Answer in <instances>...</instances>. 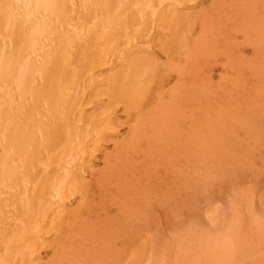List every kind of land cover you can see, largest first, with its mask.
I'll list each match as a JSON object with an SVG mask.
<instances>
[{"label":"bare ground","instance_id":"6f19581e","mask_svg":"<svg viewBox=\"0 0 264 264\" xmlns=\"http://www.w3.org/2000/svg\"><path fill=\"white\" fill-rule=\"evenodd\" d=\"M158 2L0 0V264H156L154 238L184 232L185 192L155 199L169 181L187 185L188 174L155 164L184 146L199 115L166 129L159 125L171 109L152 104L171 89L181 93V116L200 104L202 34L189 42L195 25L180 34ZM150 8L163 27L140 19ZM248 9L233 11L236 21ZM156 36L161 44L142 46ZM193 145L187 161L200 151ZM171 202L180 208L172 219Z\"/></svg>","mask_w":264,"mask_h":264},{"label":"rangeland","instance_id":"374dc122","mask_svg":"<svg viewBox=\"0 0 264 264\" xmlns=\"http://www.w3.org/2000/svg\"><path fill=\"white\" fill-rule=\"evenodd\" d=\"M167 1L171 5L166 10L163 6ZM179 1L163 3L159 0L155 11L163 10L169 20H177L182 29L180 34L195 25V33L189 37L191 43L202 34L197 42L203 59L197 83L199 100L196 102L200 104L192 102L187 111L193 114L187 112L186 116H181L178 106L181 93L176 97L171 89L172 97L154 101L152 108L155 112L171 109H168L170 115L159 125L166 129L180 123L189 126L197 115L199 124L189 129V135H184L181 141L184 146L174 145L159 160L156 157L158 169L170 164L174 168L178 166L189 178L185 177L188 180L185 186L172 180L167 188L164 186L156 192L155 200L161 201L169 197L173 200L183 190L189 215L183 233L172 236L169 231L167 235L154 238L156 264H264V8H260L264 0ZM220 5L224 8H217ZM243 6L251 9L240 14L236 21L238 15L235 17L232 12L244 11ZM159 12L152 15L150 8L143 10L139 17L147 16L156 29L164 25V15ZM201 21L212 25L201 29ZM143 32L135 33L142 37ZM185 39L181 35L179 40ZM162 41L161 36H156L148 38L142 46L159 45ZM141 48L135 54H140ZM157 60L165 62V58ZM109 72L104 70L99 77ZM172 81L175 84L176 79ZM124 135L125 132L118 139ZM196 140L200 151L187 161L184 150L194 151ZM109 150L110 147L106 149ZM197 174L201 178L196 186ZM161 190L164 195L159 198ZM165 208L171 219L175 217H172L175 209H180L177 202L168 203Z\"/></svg>","mask_w":264,"mask_h":264}]
</instances>
